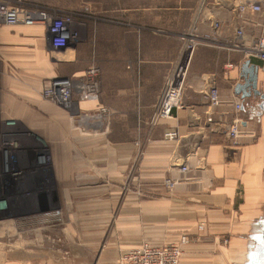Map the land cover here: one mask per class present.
<instances>
[{
	"label": "crops",
	"instance_id": "obj_1",
	"mask_svg": "<svg viewBox=\"0 0 264 264\" xmlns=\"http://www.w3.org/2000/svg\"><path fill=\"white\" fill-rule=\"evenodd\" d=\"M198 1L182 0L184 5L164 9L176 10L184 19L186 15L184 23L189 25ZM233 3L205 0L200 30L208 32L209 21L215 19L223 25V37L232 39L238 23ZM159 11L157 6L150 16L152 28L144 29L143 11L135 5L126 12L127 23L99 29L96 41L86 45L79 60L75 53L70 58L62 53L69 46L54 48L42 26L0 22V163L4 169L24 162L25 168L35 138L38 145L48 146L52 165L47 173L54 179L55 194H61L64 210L70 212V225L83 226L84 249L99 241L104 227L117 233L103 254L107 264L118 250L144 242L157 247L173 244L180 235L189 239L180 264H248L255 247L264 243V111L258 108L259 99L242 98L235 87L243 82L241 67L249 61L259 66L258 88L264 90V64L245 60L240 52L199 47L181 106L150 127L175 54L170 39L150 33L153 27L162 31L160 23L175 25L172 18L159 20ZM245 16L264 22L261 13ZM165 29L164 33L175 31ZM259 35H264V28L244 25L241 42ZM92 61L100 71L98 103L74 95L72 109L66 110L42 97L45 80L76 79ZM228 63L233 67L225 68ZM211 83L219 89L221 104L208 122L206 93ZM234 101L241 102L238 116L251 134L232 141L224 126L234 116ZM99 104L108 110L101 121ZM79 117L85 120L86 131L75 125ZM167 129L176 130L178 137L165 139ZM192 151L205 160L204 169H190L194 181L166 187L165 178L178 176V163ZM196 156L190 159L191 167ZM125 184L132 186L130 191ZM15 192L24 195L30 189ZM21 221H11V227L23 225Z\"/></svg>",
	"mask_w": 264,
	"mask_h": 264
},
{
	"label": "rangeland",
	"instance_id": "obj_2",
	"mask_svg": "<svg viewBox=\"0 0 264 264\" xmlns=\"http://www.w3.org/2000/svg\"><path fill=\"white\" fill-rule=\"evenodd\" d=\"M7 1L15 5L13 0ZM18 5L37 11H45L51 18L68 19L72 31L77 36L68 45L69 49L62 53L64 55L66 53L70 54L68 58L75 53L78 60L86 45H90L93 38L96 41L99 29L102 30L104 25L118 28L128 18L126 12L133 10L135 5H139V8L141 6L143 11L144 29L152 28L150 26V16L157 6L160 7L159 13H161L159 20H170L172 18V22L175 21L174 27L168 26V23H160L158 28L162 31H156L154 27L150 30V33L153 31L155 34L170 39L175 50L174 59L179 48L178 36L188 26L184 23L186 15L184 19L178 11L164 9L169 6L184 5L182 0H28L18 3ZM191 19L192 16L190 21ZM165 28L175 29V31L164 33ZM159 40L163 42V40ZM84 59L83 57L82 61ZM91 64L98 67L96 61H92ZM102 119L103 117L100 118V121ZM72 125L74 124H70V126ZM75 125L84 128L83 130L86 131L85 120L83 121L80 118ZM34 140H36V144L30 146L31 153L27 155L28 161L25 168L23 167L24 162L19 164L16 161L9 167L4 166V169L0 163V202L4 205L3 209L0 208V223H2L0 224V264L109 263L105 260L103 254L108 253L110 240L112 238L117 240V233L115 231L111 233V227H104L99 241L91 244L90 248L84 249V244L82 245L81 242L83 226L70 225L72 220L70 212L64 210L63 199L60 198L61 194H55L54 179L47 173L52 165L49 147L38 145V138ZM3 173L6 177L2 175ZM102 180L105 181L106 178ZM126 185L124 186L125 190L130 191L132 186ZM24 189H30V192L24 195L15 192ZM12 192L14 196H11ZM21 220H24L26 224L14 225L16 226L15 229L11 227V221L12 223H18L22 222ZM113 230L112 227V232ZM71 232H75L73 235L75 239H71ZM44 234H49V239L44 237ZM222 243L227 244L228 239L223 237ZM82 252L87 256L82 255ZM122 252L118 250L112 264H118Z\"/></svg>",
	"mask_w": 264,
	"mask_h": 264
},
{
	"label": "built area",
	"instance_id": "obj_3",
	"mask_svg": "<svg viewBox=\"0 0 264 264\" xmlns=\"http://www.w3.org/2000/svg\"><path fill=\"white\" fill-rule=\"evenodd\" d=\"M12 5L7 0H0V22L6 26L39 25L45 29L46 34L50 38L52 46L56 49L67 47L76 39V34L70 27V21L65 18H51L45 11H37L27 7L19 6L28 0H13ZM205 0H199L192 19L184 32L178 36L179 48L175 59L167 71L164 79L163 87L159 92L154 112L151 115L148 125L150 127L158 125L161 121L169 118L174 109L179 108L182 104V93L187 85L188 73L192 57L195 51L201 47H216L226 51L240 52L245 60L256 59L264 64V35H259L256 39L249 43L241 42L244 34V25L251 24L259 29L264 28V22L246 17V13L250 15L264 14V0H234L233 12L237 16L238 23L235 27L233 38L225 39L223 37V25L218 20L209 21L210 30L203 32L200 25L203 24L201 14L204 9ZM233 65L228 63L225 68H232ZM99 69L95 64L89 65L82 74L74 79L71 77H54L45 80L41 95L44 99L59 105L63 109L71 110L73 107V97L76 95L78 99L87 101H99ZM207 110L205 114L207 121L211 122L210 113L221 104L219 97V89L215 84L211 83L206 93ZM97 119L100 120L108 110L102 105L97 106ZM241 110V102H233L234 116L232 120L224 126L226 136L229 140L235 141L238 138L249 135L242 126L239 118ZM165 139L174 140L178 137V133L174 129H167L163 133ZM196 156V152L192 151L189 155L181 160L176 168L179 174L174 178H165L164 185L173 187L179 183L196 180L195 177L189 176L191 168L196 170L204 169L205 160L196 156L193 167L190 165V159ZM9 201V200H8ZM189 243L186 235H180L173 244L164 246H152L146 242L138 247L126 250L119 256L118 264H179L183 248Z\"/></svg>",
	"mask_w": 264,
	"mask_h": 264
},
{
	"label": "water",
	"instance_id": "obj_4",
	"mask_svg": "<svg viewBox=\"0 0 264 264\" xmlns=\"http://www.w3.org/2000/svg\"><path fill=\"white\" fill-rule=\"evenodd\" d=\"M258 69L259 66L250 65V62L246 61L241 67L243 82L236 85L235 92L241 93L242 98L259 99L258 108L264 111V90L258 88ZM261 69L264 71V65ZM248 264H264V243L255 247Z\"/></svg>",
	"mask_w": 264,
	"mask_h": 264
}]
</instances>
